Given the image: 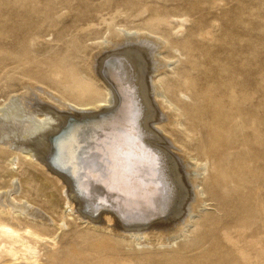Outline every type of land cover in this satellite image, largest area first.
Segmentation results:
<instances>
[{
	"label": "bare ground",
	"instance_id": "1",
	"mask_svg": "<svg viewBox=\"0 0 264 264\" xmlns=\"http://www.w3.org/2000/svg\"><path fill=\"white\" fill-rule=\"evenodd\" d=\"M8 36L11 38L8 51L0 54V60L13 79L18 78L23 92L0 107V145L14 151L11 166L16 165L20 157L39 161L55 175L53 187L57 183L64 184L62 189L67 191H62V195L66 197L69 192V199L60 219L51 220L57 226L52 232L46 225L50 220L44 212L26 197L14 196L19 188L17 182L12 181L9 191L0 193V264H132L114 252L126 242H118L120 237L143 246L144 240L149 239L148 233L153 231L159 246H164L163 238L175 244L177 239L184 238V233L193 234L195 240L181 249L187 251H196L208 241L223 237L211 245L209 255L203 259L163 254L148 259V264H221L231 260L235 264H264L261 235L247 234L239 192L244 177L239 161H236V183L227 176L220 156L215 168L217 173L212 175L213 185L209 183L212 177L209 173L206 175L209 172L207 161L192 156L187 145L178 146L182 157L174 156L167 138L158 133V128L165 131L170 126L185 138L193 139L191 133L195 129L210 126L209 143L219 138L218 143L223 146L221 140L229 139L238 128L234 99L229 94L233 80L230 69L223 85L227 91H219L220 75L210 70L208 73L212 75L207 74L200 68L201 64L210 65V60L196 61L199 55L189 42L193 63H188L187 69H178L175 77L161 80L158 73L176 62L170 56H163L168 39L146 28L135 31L119 28L114 37L103 39L99 44L101 54L96 64L92 57L86 58L84 67L79 68L74 62L80 49L76 45L73 56L70 51L62 50L53 53L48 63L43 62L49 78L55 79L51 83L55 97L49 95V99L70 109L60 112L52 106H44L42 101L29 105L28 98L40 89L36 88V82L46 72L40 69V63L30 58L28 39L10 28ZM80 53L85 51L81 49ZM216 53V50L206 52L203 56L210 59ZM42 93L39 96L44 99L42 95L46 93ZM69 104L77 109L70 108ZM160 108L168 111L166 115ZM192 121L195 126L191 125ZM157 137L167 144L159 143ZM238 141L236 136L230 146L237 147ZM172 143L178 144V141L173 138ZM200 148L199 153L205 154L204 148ZM229 180L236 183L233 190L238 202L227 201L225 191L220 190ZM28 191L25 188L24 194ZM210 196L225 212V217L217 220L213 230L209 225L213 219H206V215L203 222L195 220L198 213L207 208ZM49 205L51 209L55 206L51 202ZM230 207L235 210L232 212ZM73 209H80L79 219L91 224L98 220V225L100 222L106 225L108 238L80 235L83 244L73 241L70 246L60 247L56 233L67 229V219ZM172 218L176 219L171 221ZM251 239L256 240L248 242ZM43 247L49 249L42 253ZM234 250L240 254L238 259L227 257Z\"/></svg>",
	"mask_w": 264,
	"mask_h": 264
},
{
	"label": "rangeland",
	"instance_id": "2",
	"mask_svg": "<svg viewBox=\"0 0 264 264\" xmlns=\"http://www.w3.org/2000/svg\"><path fill=\"white\" fill-rule=\"evenodd\" d=\"M8 28L12 32H18L22 38L28 39V43H31L28 47L31 52L30 58L33 59V62L40 63V69L46 72L39 77L41 80L36 82V88L40 89L36 95L28 98L29 105L31 103L36 105V101L40 103L42 101L44 106L53 107L60 112L70 109L60 107L53 99H49L51 95L55 97V90L51 85L55 79L49 78L45 63H48L52 54L57 51H70L69 54L73 56L76 54L73 49L76 45L80 49L76 54L78 58L74 59V62L79 68L84 67L83 60L86 58L92 57L96 64V58L98 59L101 54L98 48L99 44L103 39L114 37L119 28L133 31L146 28L149 31L158 32L166 40L168 39L167 49L162 52L163 56H170L172 59H176V62L158 73L161 80L175 77L178 69H187L188 63H193L189 42L193 43L196 54L199 55V59H195L196 61L201 60L205 63L203 58L210 60L208 61L210 65L201 64V66L199 64L200 68L207 74L220 75L218 76L222 83L219 91H227L223 85L226 84L225 78L228 69H230L233 80L231 79L229 94L230 96L232 94L231 98L234 99L238 128L236 133L232 132L233 135L229 139L221 138L223 146L219 145V138H215L213 143H209L210 126H199L195 129L191 133L193 139L185 138L170 126L166 127L165 131L158 128L160 131L158 133L165 139L167 138L172 147L170 152L174 156L182 157L183 154L178 151L180 149L178 146L187 145V151L190 150L192 156L207 161L209 172L206 175L209 173V176L212 177V181L209 183L213 185L212 175H215V168H218L217 160L220 156H222L221 162H224L223 166L226 168L227 176H230L236 183H238V178L235 176V169L239 161L241 176H244L239 192L248 225L247 234L261 235L259 239L264 243V0H0L1 55H5L4 53L8 51V44L11 40L8 36ZM81 49L85 51L84 54L80 53ZM215 50L217 51V55H214L216 58L212 56L209 59L203 56L206 52L214 53ZM82 57L83 59H80ZM2 61L0 60V107L3 108L12 98L20 97L23 91L18 78L14 77L13 79L12 73H8V68L3 65ZM212 66H216L215 69ZM209 70L211 73H208ZM41 89L46 94L42 93ZM40 92L45 94L42 95L44 99L39 96ZM29 99H32L31 102ZM185 99L190 102L189 98ZM32 104L30 106H33ZM70 106V108L73 107ZM73 108L77 109V107ZM160 111L161 113L164 111L165 115L168 112L162 109ZM185 118L186 116L182 118L183 121ZM205 118L209 121L207 116ZM195 124L192 121L191 125L195 126ZM182 130L184 131V129ZM236 136L239 140L237 147L230 146ZM173 138L178 141V144L172 143ZM156 140L162 143L158 137ZM204 140L205 142H203ZM162 144L167 143L163 142ZM175 145L177 149H175ZM4 147V145H0V193L9 191L11 183L16 181L17 183H14L18 185L19 190L14 196L26 197V200L35 204L49 217L50 223H46V225L52 232H55L57 226L53 222L58 221L65 212L64 206L66 199H69V192L66 197L64 193L62 195V191L66 192L67 189L63 190L64 184L61 183H57L53 187L55 175L50 174L39 161L20 157L16 165L11 166L10 160L13 158L14 151ZM200 147L204 148L205 154L199 153ZM218 147L223 149L220 151ZM229 152H233V155L230 156ZM235 182L230 183L229 180L228 183H223L220 187L222 192L225 191V197L229 202L237 201L234 191ZM25 188L29 189L27 195L24 194ZM210 198L211 200L206 203L207 208L200 211L195 220L202 219L200 221L203 222L204 215H206V219L214 220L209 222L213 230L217 226V220L221 219L225 212L216 201L212 200L211 196ZM50 202L55 205L53 209L50 208ZM75 208L78 209V207ZM229 209L232 212L235 210L232 207ZM73 210L72 216L67 219L69 225L67 229L58 230L56 233L60 247L70 246L73 241L83 244V240L79 239L80 235L92 239L108 238L109 232L104 228L106 225L101 222L98 225V220L91 224L81 217L79 219L80 209V212L76 209ZM98 216L100 215L98 214ZM168 218L170 219V217ZM175 219L172 218L171 221ZM36 221L40 224L38 219ZM101 224L103 226H100ZM154 232L148 233L149 239L144 240L143 246L132 244L129 242L130 238L127 237H120L119 241L115 237L110 236L109 238L118 242L126 240L118 250L114 251L125 262L148 264V259L157 258L163 254L178 255L183 259H203L209 255L211 245L219 242L223 237L208 241L206 245L196 251H187L181 249H185L187 243L195 240L196 236L193 234L184 233V238L177 239L175 244L171 243V239L163 238L162 241L165 244L159 246ZM253 240L256 239H251L248 242H253ZM48 249V247H43L42 253ZM232 256L238 259L240 254L234 250L227 257L231 258ZM219 259L220 257H218ZM222 263L235 264L233 260Z\"/></svg>",
	"mask_w": 264,
	"mask_h": 264
}]
</instances>
